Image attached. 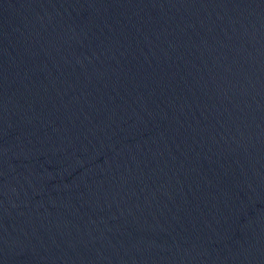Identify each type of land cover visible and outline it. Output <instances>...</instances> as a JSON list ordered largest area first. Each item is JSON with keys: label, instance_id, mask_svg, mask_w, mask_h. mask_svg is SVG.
Wrapping results in <instances>:
<instances>
[{"label": "water", "instance_id": "obj_1", "mask_svg": "<svg viewBox=\"0 0 264 264\" xmlns=\"http://www.w3.org/2000/svg\"><path fill=\"white\" fill-rule=\"evenodd\" d=\"M0 264H264V0H0Z\"/></svg>", "mask_w": 264, "mask_h": 264}]
</instances>
